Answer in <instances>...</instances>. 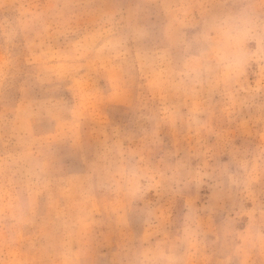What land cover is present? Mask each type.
<instances>
[{"label":"rangeland","instance_id":"1","mask_svg":"<svg viewBox=\"0 0 264 264\" xmlns=\"http://www.w3.org/2000/svg\"><path fill=\"white\" fill-rule=\"evenodd\" d=\"M0 264H264V0H0Z\"/></svg>","mask_w":264,"mask_h":264}]
</instances>
